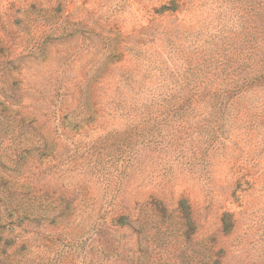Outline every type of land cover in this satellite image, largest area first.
I'll return each mask as SVG.
<instances>
[{
    "label": "rangeland",
    "instance_id": "obj_1",
    "mask_svg": "<svg viewBox=\"0 0 264 264\" xmlns=\"http://www.w3.org/2000/svg\"><path fill=\"white\" fill-rule=\"evenodd\" d=\"M205 3L0 0V264H264L263 91L209 147L176 132L125 170L89 151L120 127L113 98H145L135 50L158 58L155 31Z\"/></svg>",
    "mask_w": 264,
    "mask_h": 264
},
{
    "label": "trees",
    "instance_id": "obj_2",
    "mask_svg": "<svg viewBox=\"0 0 264 264\" xmlns=\"http://www.w3.org/2000/svg\"><path fill=\"white\" fill-rule=\"evenodd\" d=\"M162 8L171 14L182 9L175 1ZM197 8L186 19L172 18V28L155 31L152 39L163 49L158 58L135 50L145 67L140 81H149L142 85L145 98H113L120 127L97 135L89 151L110 153L109 161L125 170L141 149L168 144L176 132L190 144L204 137L209 147L227 133L231 102L257 89L264 92V0H207ZM202 14L214 15L209 25ZM152 76L154 82L148 80ZM135 79L126 77V86L132 89ZM230 216L222 214V232L231 229ZM183 218L186 226L189 214ZM124 220L122 215L115 222Z\"/></svg>",
    "mask_w": 264,
    "mask_h": 264
}]
</instances>
